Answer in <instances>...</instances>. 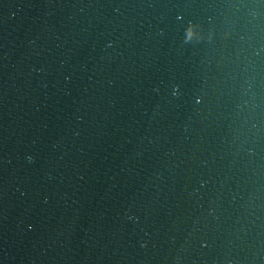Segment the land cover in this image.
<instances>
[{
    "label": "water",
    "instance_id": "95a60500",
    "mask_svg": "<svg viewBox=\"0 0 264 264\" xmlns=\"http://www.w3.org/2000/svg\"><path fill=\"white\" fill-rule=\"evenodd\" d=\"M0 264H264V0H0Z\"/></svg>",
    "mask_w": 264,
    "mask_h": 264
}]
</instances>
